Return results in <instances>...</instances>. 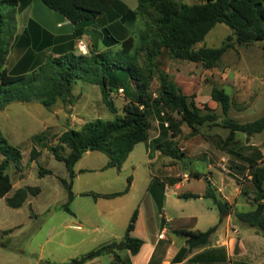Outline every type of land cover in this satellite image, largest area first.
Segmentation results:
<instances>
[{"label": "trees", "instance_id": "1", "mask_svg": "<svg viewBox=\"0 0 264 264\" xmlns=\"http://www.w3.org/2000/svg\"><path fill=\"white\" fill-rule=\"evenodd\" d=\"M50 9L65 16L71 23H90L107 11L115 0H41ZM30 0H0V110L13 102H38L51 110L58 102L73 104V87L79 80L98 85L103 103L114 115L113 120L95 118L80 129H67L55 137V145H45L56 160L65 164L70 182L62 179L71 199V182L75 176L74 166L89 151H99L108 156L107 168L121 170L137 144L149 139L152 128L151 116L159 118L162 132L171 138L181 133V126L187 125L193 132L200 128L218 126V115L208 106L199 107L194 94H187L161 69L158 60L163 54L171 59L199 63L205 69L217 68L224 54L232 47L229 42L218 48L196 45L204 41L208 33L217 25L224 24L233 32L238 45L264 42V0H205L198 4H188L184 0H138V8L133 15L139 21L138 28L124 41L109 36V47L120 45L113 52L90 51L89 55L69 53L58 57L50 56L47 61L31 71L20 73L10 71L7 59L12 40L16 33V8L26 6ZM81 37L83 33L76 31ZM233 37L230 36L229 40ZM157 80L156 91H151V83ZM128 84L134 93L128 92ZM120 89L128 99L120 113L113 94ZM211 98L221 107L225 116L223 127L228 130L224 146L235 140L238 132L247 137L264 131V116L253 122L241 123L228 119L232 98L224 88L213 87ZM46 132V131H45ZM45 132L37 134L38 140ZM68 153H65L66 150ZM158 149L174 159H181L178 149L170 140L159 144ZM0 195L11 187L8 169L14 164L19 170L22 153L3 134L0 128ZM40 156V151L32 149V160ZM249 180L255 190L254 208L240 211L233 204L222 200L211 182L207 181L205 198H210L220 213V223L225 216L233 214L242 226L256 229L264 238V163L250 158ZM49 169L40 168L39 176L51 175ZM198 178V174H193ZM126 189L114 194H93L97 198H115L129 191L132 177L127 180ZM40 193L39 187L25 186L17 189L6 199L11 208L21 207L29 196ZM248 195V191L242 192ZM182 198H199L200 195L185 193ZM65 210H69L65 205ZM138 218L137 210L132 214L125 232L124 248L136 255L143 241L131 236ZM218 226L205 232H179L186 238L189 249L207 246L211 235ZM115 245H104L70 264H85L88 261L113 253Z\"/></svg>", "mask_w": 264, "mask_h": 264}, {"label": "crops", "instance_id": "2", "mask_svg": "<svg viewBox=\"0 0 264 264\" xmlns=\"http://www.w3.org/2000/svg\"><path fill=\"white\" fill-rule=\"evenodd\" d=\"M137 8L138 0H115L107 11L90 23L73 24L41 0H30L26 6L20 4L16 8V33L7 67L10 71L15 69L24 73L45 63L50 56L77 53L76 31H81L82 36L87 38L90 51H110L112 46L109 47V36L124 41L138 28L139 21L129 14ZM163 70L172 74L168 68ZM231 78L228 80L239 89L238 76ZM175 82L185 93L195 95L199 107L206 103L215 108L216 102L211 96L202 99L199 92L193 91V87H190L191 79L183 78V82L187 83L184 87L180 80ZM75 86L83 91L78 94L79 97L92 90L84 84L75 83L74 104L78 97H75ZM133 93L134 90H131ZM122 95L126 98L125 92ZM153 117L155 122H152L148 141L135 146L121 170L107 168L109 158L99 151L87 152L76 163L75 176L70 183L72 197L70 199L68 194L62 204L64 210L65 205H68V212L72 216V219H68L71 222V233L66 240L51 241L49 248L39 246V249L33 248L27 252L7 244L17 234L15 232L20 224L0 227V264H66L110 244L115 245L113 253L96 257L85 264H264L263 236L254 228L239 225L233 214L225 216L220 223L216 205L213 201V205H210L207 201L210 198L204 197L209 181L222 200L233 204L240 211L252 210L254 204L250 203L251 199L247 201L242 192H255L253 185L250 186V192L244 183L248 180L247 186L252 184L249 181L250 158L260 164L263 153L256 152L254 157H238L232 150L234 143L219 149L217 143H208L189 127L186 131L185 124L181 126V133L172 139L170 133L162 132L156 114ZM85 123H77L79 127L72 129H80ZM11 131L13 128L8 133ZM5 137L9 140L11 136ZM170 140L182 155L181 159H174L158 149L159 144ZM98 160L101 161L100 165H96ZM199 164L201 167L197 169ZM110 170H115L118 175L108 174ZM98 171L106 173L98 185L83 180V176ZM193 174L199 177L195 178ZM245 176L242 182L241 178ZM129 177H132V182L127 193L111 199L93 197V194L123 192ZM194 181L200 182L202 187L194 190L191 185ZM19 188H15L12 183V187L0 195V202L7 205L6 199ZM185 193L198 194L200 197L182 198L181 195ZM41 194L43 190L40 188V193L29 196L25 203L28 202L32 208L31 198ZM136 210L138 218L131 236L141 239L143 245L136 255H132L130 250L124 248L123 241L131 216ZM214 226L218 227L211 235L209 244L192 250L185 236L179 233L205 232ZM62 248L68 254L59 258Z\"/></svg>", "mask_w": 264, "mask_h": 264}, {"label": "rangeland", "instance_id": "3", "mask_svg": "<svg viewBox=\"0 0 264 264\" xmlns=\"http://www.w3.org/2000/svg\"><path fill=\"white\" fill-rule=\"evenodd\" d=\"M184 1L188 4L205 2V0ZM230 36L233 39L228 41ZM226 42L232 44V47L224 54L217 68L205 69L199 63L174 60L167 54L161 55L158 65L161 69L168 68L172 73L170 74L171 79L174 82L175 80H180L182 87L187 84L183 82V78L191 79L190 87H193V91L199 92L202 99L211 96L213 87L224 88L232 98L228 119H234L241 123L253 122L264 116V42L238 45L235 42L232 30L224 24H217L208 33L204 41L196 45V48H218ZM119 50V44L112 47L113 52ZM236 75L240 81L238 85L240 90L228 80V78L236 77ZM78 83L79 85L84 84L90 89L92 88L93 91L85 92V96H82V93L79 97L78 94L83 91L75 86V97L78 95L75 104L59 102L51 110H47L43 106L41 107L39 103L36 104V102H13L7 109L0 110V128L2 132L5 133V136H11L9 137L10 142L18 147L22 153L20 169L18 170L14 164H11L7 171L12 183L15 188L32 186L40 187L43 190V194L39 197L31 198L32 208L29 207L28 202L20 209H12L4 202H0V227H13L15 224L21 225L16 230L15 233L17 234L15 237L7 242L10 247L20 248L27 252L33 248L39 249V246L49 248L52 245L51 241L66 240L71 233V228L69 227L71 222L68 219H72V216L62 207L68 195V190L62 179L70 182L69 172L65 164L56 160L43 144L48 146L55 145V137L57 135L67 129L78 128L79 123L88 122L95 118L114 119L113 113L109 111L101 99L99 86L81 80ZM158 85L157 80H153L151 91H156ZM127 88L128 92L133 90L131 84H128ZM113 99L121 113L123 105L128 99L124 98L122 93L113 94ZM205 105L218 115V126L200 128V133H196L199 137L208 143H217L219 149L227 148L229 144L234 143L232 150L238 157H254L256 152L264 154V131L251 137L238 132L235 140L224 146L228 130L223 127L225 116L222 114L221 107L217 103L215 108L206 103H202L201 107ZM153 116H151V121L155 122ZM10 128H13V131L10 132L12 133L11 135L8 133ZM188 129V126H186V131ZM42 132H45V136L38 140L34 139L35 135ZM34 148L40 151V156L32 160L31 151ZM68 152L69 150L67 149L65 153ZM263 154L260 157V164L264 163ZM1 159L2 156L0 155V161ZM100 164L101 161L98 160L96 165ZM200 167L201 165L199 164L196 168ZM40 168L50 169L53 174L40 177ZM107 173L118 175L115 170H110ZM105 174L98 171L83 176V180L86 179L98 185V183L103 181ZM246 177L241 178V181L243 182ZM247 183L248 180L247 182L245 181L244 185L251 192L250 186L252 184L249 183L250 185L247 186ZM191 185L194 190L202 187V184L198 181L192 182ZM253 195H255V192L248 195L242 193V196L247 198V201L251 199L249 200L251 204H253ZM207 201L210 205H213L212 199ZM243 229L246 230L247 228L244 227ZM67 254V250L62 248L59 258H63ZM105 257L107 259V256ZM66 264H70V262Z\"/></svg>", "mask_w": 264, "mask_h": 264}, {"label": "built area", "instance_id": "4", "mask_svg": "<svg viewBox=\"0 0 264 264\" xmlns=\"http://www.w3.org/2000/svg\"><path fill=\"white\" fill-rule=\"evenodd\" d=\"M76 51L81 55H89L90 54V46L88 44V40L86 37L81 36L76 38ZM123 89L119 90V93H123Z\"/></svg>", "mask_w": 264, "mask_h": 264}]
</instances>
